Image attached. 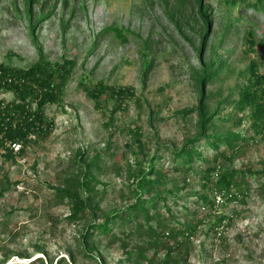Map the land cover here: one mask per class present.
<instances>
[{
    "label": "rangeland",
    "instance_id": "obj_1",
    "mask_svg": "<svg viewBox=\"0 0 264 264\" xmlns=\"http://www.w3.org/2000/svg\"><path fill=\"white\" fill-rule=\"evenodd\" d=\"M204 3L212 18L204 60H223L221 69L206 85L209 107L211 111L217 108V115L229 116L226 121H217L211 131H243L246 140L239 144L232 164L261 173L250 178L244 202L221 207L224 213L233 214L230 225L220 228L224 230L223 242L217 237L205 238L208 223L219 211L210 216L198 210V217L207 221L194 237L190 263L264 264V132H255L249 112L237 111L232 101L236 87L246 80L245 69L251 59L264 72V0ZM39 8L38 3L33 5L36 14ZM43 12L47 15L35 24L33 32L45 60L53 63L67 58L73 60L74 67L59 101L45 107L46 116L53 120L52 131L22 153L16 151L13 159L0 148V254L11 250L30 256H15L11 262L27 263L40 256L43 264H131L124 259L119 241L99 234L89 239L97 258L83 257V245L75 244L81 222L66 221L67 207L54 203L48 184L62 182L64 174L74 168L78 153L89 160L107 147L93 172L103 182L96 183L101 207L114 211L125 204L119 194L126 189L123 176L115 175V168L133 161L131 149L126 147L132 138L129 128H140L141 142L149 154L158 143L180 146L194 135L197 115L181 113L195 106L198 96L193 72L198 69L196 48L201 29L194 2L66 0L64 4L63 0H48ZM109 27H116L122 35ZM30 31L25 0H0V63L26 68L38 59ZM249 39L253 40L252 47L248 46ZM100 81L106 86L132 87L134 96L125 101L123 109L111 114L109 90L101 94L100 108L87 92V87ZM0 98L8 102L12 93L1 91ZM238 118L241 122L237 124ZM200 149L208 159L212 157L211 148L201 145ZM224 149L221 145L220 150ZM169 162L166 155L168 173ZM191 166L194 174L180 193L185 198L176 200L178 206L171 202L181 220L192 217L186 215L184 206L198 208L190 194L200 188L204 163L195 159ZM176 176L182 180L181 175ZM69 248L75 252V261L70 260ZM61 257L64 259L59 261ZM34 264L41 261L34 260Z\"/></svg>",
    "mask_w": 264,
    "mask_h": 264
},
{
    "label": "trees",
    "instance_id": "obj_2",
    "mask_svg": "<svg viewBox=\"0 0 264 264\" xmlns=\"http://www.w3.org/2000/svg\"><path fill=\"white\" fill-rule=\"evenodd\" d=\"M46 1L48 0H25L26 16L31 25V41L38 52V59L26 68L0 63V92L12 93V99L8 102L0 98V148L9 159H13L16 153L11 144H18L17 153H22L26 146L45 138L52 131L53 120L46 116L45 107L59 101L74 67L73 60L67 58L53 63L45 60L41 46L34 36L35 24L47 15L43 12ZM63 1L65 4L66 0ZM191 1L194 2L195 15L201 29L196 48L198 69L193 72L198 96L196 105L181 110V113L197 115L194 135L185 138L180 146L158 143L154 152L149 154L141 142L140 128H129L132 138L126 143V147L131 149L133 161L115 168V175L123 176L126 189H121L119 194L120 200L125 204L114 211L107 212L101 207L96 190V183L100 181L93 172L103 159L102 155L107 151V147L89 160H85L82 154L78 153L79 158L75 157L73 160L74 168L64 174L62 182L59 185L48 184L53 190L54 203L67 207L66 221L81 222L75 244L76 247L83 245V257L97 258L93 254L95 248L89 239L99 234L119 241L124 259L131 264H191L190 254L194 237L207 221L198 217V210L201 208L210 216L217 215L219 211L214 220L208 223L205 238L217 237L223 242L224 230L220 228L230 225L233 214L224 213L221 207L233 201L244 202L250 191V178L261 173L247 167L237 168L232 164L239 144L246 140L243 131H235L232 128L224 132L211 131L217 121H226L229 118L217 115V108L210 110V96L206 93V85L221 69L223 60H204L203 52L212 18L204 0ZM35 3L40 5L41 10L37 14L33 11ZM109 28L122 35L116 27ZM248 46H253V40H248ZM144 65L147 67L149 62L145 60ZM245 70L246 80L236 87V98L232 101L237 111L249 112L251 128L261 133L264 132V72L258 70L257 61L254 59L249 61ZM86 89L98 108L101 107V94L109 90L113 100L111 114L123 109L125 101L134 96L132 87L106 86L101 81ZM236 121L237 124L240 123L241 118ZM201 145L212 149L213 155L210 159L203 154ZM221 145L225 146L224 150H220ZM166 155L170 156L171 176L164 163ZM195 159L204 163L199 175L200 188L190 194L195 197L194 203L198 208L189 210L184 206L182 209L186 215L192 217L181 220L173 206H178L177 199L185 198L180 193L187 186L189 176L194 174L191 163ZM176 175H181L182 180ZM262 186L263 184L261 188ZM1 235L0 231V242ZM16 235L17 233L12 234L10 239L13 240ZM133 240L135 243L129 248ZM204 242L203 239L202 248ZM74 253L71 248L68 249L71 261H75ZM15 256L20 259L30 258L26 252L10 250L0 254V264H34V260L43 264V258L40 256L27 263L11 262L10 259ZM63 259L61 257L59 261Z\"/></svg>",
    "mask_w": 264,
    "mask_h": 264
},
{
    "label": "built area",
    "instance_id": "obj_3",
    "mask_svg": "<svg viewBox=\"0 0 264 264\" xmlns=\"http://www.w3.org/2000/svg\"><path fill=\"white\" fill-rule=\"evenodd\" d=\"M11 146L13 147V151L14 152L19 150V145L18 144H11Z\"/></svg>",
    "mask_w": 264,
    "mask_h": 264
}]
</instances>
